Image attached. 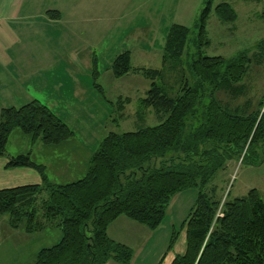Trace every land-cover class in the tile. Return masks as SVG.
Returning a JSON list of instances; mask_svg holds the SVG:
<instances>
[{
    "label": "trees",
    "instance_id": "trees-1",
    "mask_svg": "<svg viewBox=\"0 0 264 264\" xmlns=\"http://www.w3.org/2000/svg\"><path fill=\"white\" fill-rule=\"evenodd\" d=\"M214 1L208 0L201 11L192 39L195 51L185 63L187 76L181 57L190 30L179 24H171L166 33L162 68L136 69L151 81L145 97L139 100L138 114L142 117L152 108L159 119L157 125L134 132H109L91 153L85 176L66 184L50 183L45 167L34 163L29 154L9 158L5 168L34 169L41 183L0 189V215L7 214L13 229L29 234L50 228L59 229L61 234L56 244L39 250L31 264H130L132 250L111 240L108 226L124 217L153 231L162 223L172 198L192 188L196 199L181 224L185 250L170 264H264V198L251 189L220 207L213 184L231 160L253 166L262 163L255 148L260 142L264 147V101L252 109L249 103L231 106L224 100L245 94L242 82L253 63L251 58L259 53L250 58L240 52L230 59L202 54V48L209 44L205 26L210 11L221 23L237 19L228 3L213 5ZM46 15L60 18L58 11ZM259 42L256 49H264V40ZM92 70L93 87L103 95L96 83L94 59ZM111 70L115 78L128 74L129 51L115 57ZM167 77L173 78L175 89ZM127 102L119 98L115 103L120 113L117 118L123 117ZM16 128L30 135L33 142L48 146L73 135L37 100L2 108L0 156ZM43 193L45 197L38 201ZM177 236L176 231L171 233L166 252L173 249Z\"/></svg>",
    "mask_w": 264,
    "mask_h": 264
},
{
    "label": "rangeland",
    "instance_id": "rangeland-1",
    "mask_svg": "<svg viewBox=\"0 0 264 264\" xmlns=\"http://www.w3.org/2000/svg\"><path fill=\"white\" fill-rule=\"evenodd\" d=\"M207 1L42 0L39 6L42 11L58 9L63 17L53 21L37 19L38 22L27 25L30 36L28 49H24L26 62L36 75L32 91L36 93L35 100L47 105L73 135L58 145L48 146L40 141L33 142L31 136L19 128L14 129L8 136L4 154L0 156V189L41 183L40 175L34 169L5 168L11 157L29 154L34 163L45 167L50 183L66 184L85 176L90 151H94L109 132H134L157 125L159 119L152 108L146 109L142 117L138 114L139 100L145 97L151 81L136 69L162 68L166 33L171 24H179L190 30L181 57L187 76L185 63L195 51L192 39ZM220 2L228 3L235 10L237 19L233 23H221L211 10L205 26L209 44L202 48V54L230 59L240 52L247 53L250 58L259 53L251 58L253 63L242 82L245 94L233 100L224 98L231 106L249 103V108L257 109L259 101H264V49H256L259 41L264 40V0H215L213 5ZM9 24L14 25V22ZM6 42L1 32L0 44ZM124 51L130 53L131 70L125 76L115 78L111 65ZM93 59L98 73L96 83L103 95L93 87ZM172 77H167V82L175 89ZM156 83L160 84V81ZM119 98L128 99L121 119L117 118L120 113L115 104ZM30 101L14 104L4 103L0 98V110L17 108ZM261 145L260 142L255 148L256 155L262 160L259 165L241 164L240 160L234 159L217 173L213 184L217 188L220 207L224 201L243 197L251 189L257 190L264 198V147ZM43 197L44 193L38 201ZM195 199L193 188L175 195L160 226L149 232L153 236L144 250L137 249L136 244L145 239L144 226L133 223V228L123 231L122 234H126L125 237L135 245L131 264H162L173 231L178 233L175 249L179 252L182 245L185 247L181 224ZM8 221L7 214L0 215V264H31L39 250L60 240L57 228L29 234L13 229Z\"/></svg>",
    "mask_w": 264,
    "mask_h": 264
},
{
    "label": "crops",
    "instance_id": "crops-1",
    "mask_svg": "<svg viewBox=\"0 0 264 264\" xmlns=\"http://www.w3.org/2000/svg\"><path fill=\"white\" fill-rule=\"evenodd\" d=\"M41 1L42 0H0V34L3 32L7 39L4 45L0 44V98L4 103L18 104L28 100L32 101L36 98V93L32 91V87H35L32 86V82L36 78V75L35 71L27 66V54H25L26 51L24 50L28 49V39L30 36V32L27 31V25L33 21L38 22L37 19L42 21H53V19L46 15L48 11H58L61 17L60 20L63 17L62 12L58 9H44V11H42L41 7H39ZM12 21L14 25L9 24ZM17 27H20V29L16 30ZM42 86H44V84ZM92 152L91 150L90 153ZM133 223L134 222L124 217H118L108 226L107 235L111 240L129 247L134 256V242L129 241V239L125 237L126 234H122L126 228H133ZM139 230L141 231V229ZM143 230L147 232L143 231L145 239L140 243H136L138 245L137 249L141 250L146 248L150 238L153 236L149 235L150 230L147 228ZM176 247L177 241L173 249L167 252L165 258L162 259V264L167 257L169 259L166 261V264H170L176 255L184 253L185 247H183V245L179 252L175 249ZM133 256L131 262L133 261ZM106 264L117 263L109 261Z\"/></svg>",
    "mask_w": 264,
    "mask_h": 264
},
{
    "label": "built area",
    "instance_id": "built-area-1",
    "mask_svg": "<svg viewBox=\"0 0 264 264\" xmlns=\"http://www.w3.org/2000/svg\"><path fill=\"white\" fill-rule=\"evenodd\" d=\"M219 216H221V215L219 214Z\"/></svg>",
    "mask_w": 264,
    "mask_h": 264
}]
</instances>
